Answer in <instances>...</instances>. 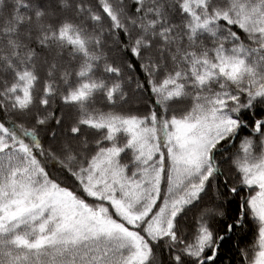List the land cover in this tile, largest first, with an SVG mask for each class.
<instances>
[{"label":"snow or ice","instance_id":"snow-or-ice-1","mask_svg":"<svg viewBox=\"0 0 264 264\" xmlns=\"http://www.w3.org/2000/svg\"><path fill=\"white\" fill-rule=\"evenodd\" d=\"M0 264H264V0H0Z\"/></svg>","mask_w":264,"mask_h":264}]
</instances>
